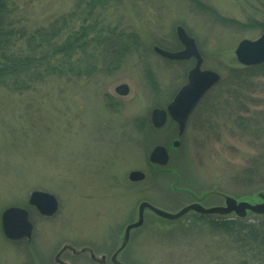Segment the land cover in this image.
Wrapping results in <instances>:
<instances>
[{"label":"rangeland","instance_id":"374dc122","mask_svg":"<svg viewBox=\"0 0 264 264\" xmlns=\"http://www.w3.org/2000/svg\"><path fill=\"white\" fill-rule=\"evenodd\" d=\"M6 1L9 20L25 30L61 17H66V26L77 28L91 17L103 27H116L127 46L119 59L108 56L115 68L109 73L48 78L17 91L0 86V214L9 206L24 207L34 226L30 241L7 240L0 227V264H53L63 244L89 247L107 258L126 224L136 219L142 200L170 212L191 202L223 205L225 195L260 201L264 76L247 79L248 100L239 99L243 105L227 80L231 70L242 66L234 54L238 42L264 31L250 22L264 20V0H107L92 9V0ZM178 25L195 39L201 68L217 72L220 80L201 101L175 148L174 122L168 119L154 129L149 117L152 109L164 108L172 99L194 64L193 59L167 60L153 50L181 49ZM121 83L128 86L126 95L114 91ZM140 118L151 127L144 128L146 133ZM155 144L168 147L166 166L148 161ZM131 170L143 171L144 179L130 181ZM33 190L55 196L58 208L52 216L39 215L29 206ZM250 215L261 216L245 217ZM144 216L142 227L132 231L118 255L121 264H231L237 257L235 243L213 233L205 218L220 215L190 211L165 220L146 211ZM60 259L92 264L88 256L75 257L69 251Z\"/></svg>","mask_w":264,"mask_h":264},{"label":"trees","instance_id":"16d2710c","mask_svg":"<svg viewBox=\"0 0 264 264\" xmlns=\"http://www.w3.org/2000/svg\"><path fill=\"white\" fill-rule=\"evenodd\" d=\"M106 2L107 0H92L89 7L94 8V4L102 7ZM10 13L7 1L0 0V86L6 90L25 89L29 84L41 83L48 78L69 79L74 75L88 77L96 70L99 73H109L115 68L114 60L111 62L108 56L116 54V57L119 55L116 59H119L125 54L126 36L117 31L116 27H103L101 22L100 24L91 17L83 19V22L81 20L77 28L73 24L71 27L66 26V17H61L47 26L28 31L13 25L14 22L8 18ZM73 16L74 13L72 18ZM250 22L264 30V20L251 19ZM67 27L66 34L64 31ZM98 62H102L99 68ZM104 63L107 65L104 66ZM116 63L119 62L116 60ZM254 76H264V62L236 67L229 72L227 82L231 94L241 105L243 102L239 99L248 97L245 87L250 81L247 79ZM142 119H139L140 129H150V126H144L147 124ZM146 132L144 129L143 133ZM250 216L205 217L209 219L213 233L226 235L227 241L235 243L233 249L237 257L231 264H264V215ZM249 219L252 221L247 222Z\"/></svg>","mask_w":264,"mask_h":264},{"label":"water","instance_id":"95a60500","mask_svg":"<svg viewBox=\"0 0 264 264\" xmlns=\"http://www.w3.org/2000/svg\"><path fill=\"white\" fill-rule=\"evenodd\" d=\"M175 33L178 42L182 46L181 49L170 51L155 46L153 50L159 54V56L168 60L193 58L194 64L187 72L186 82L179 87L166 107L164 109H152L150 121L153 127L160 128L165 124L169 117L177 124V136H181L192 109L200 98L218 83L220 75L211 69L201 68L203 60L202 55L197 48L194 38L189 36L181 25L176 27ZM234 54L237 61L243 65H254L264 62V32L254 40L245 38L241 39L234 50ZM114 91L118 95H126L128 93V86L124 83L118 84L114 88ZM178 145L179 141L177 139L174 140L172 146L177 147ZM148 160L154 165H167L169 160L167 148L161 144L153 146L148 153ZM144 177V172L140 170H131L128 173V179L130 181H141ZM257 195L260 198V201L255 203H250L244 200L237 201L232 196L225 195L223 205L205 207L199 202H191L182 206L175 212L166 211L146 200H142L137 207L136 219L124 227L119 244L111 254V259L114 264H121L118 260V255L128 245L131 232L142 226L146 211L165 220L178 219L190 211L199 214H217L222 216L233 214L238 218H243L248 213L264 215V192H259ZM28 203L35 207L41 215L45 216L54 214L58 207L55 196L49 192L41 190H33L28 197ZM0 226L3 235L9 240H18L24 237L29 240L31 238L32 223L29 220L28 210L24 207L9 206L5 208L1 212ZM65 250H72V253L75 255L87 252L90 259L97 264H103L105 258L104 254L100 256L94 254L89 247H82L76 250L71 245L64 244L55 254L54 259L60 261V255ZM61 263L65 264L63 261H61Z\"/></svg>","mask_w":264,"mask_h":264},{"label":"flooded vegetation","instance_id":"af4514ba","mask_svg":"<svg viewBox=\"0 0 264 264\" xmlns=\"http://www.w3.org/2000/svg\"><path fill=\"white\" fill-rule=\"evenodd\" d=\"M209 92V91H208ZM208 92H206L201 98H200V100L196 103V105L194 106V108L192 109V111H191V113L189 114V116H188V119H187V123H188V121L191 119V117H193V115H194V113L196 112V110H197V108L199 107V105H200V103H201V101H203V98L207 95V93ZM196 115V114H195ZM149 119H150V117H149ZM176 125V124H175ZM176 136H177V132H176ZM34 211H36L35 209H34ZM37 212V211H36ZM39 214V213H38ZM30 220V219H29ZM32 223V222H31ZM33 223H32V231H31V236H32V232H33ZM31 240V238L29 239V241ZM62 247V246H61ZM82 248V247H81ZM115 250V249H114ZM114 250H113V252H114ZM65 251H69L73 256H80V255H82V256H87L88 255V253L87 252H84V253H80V254H77V255H75V254H73L72 253V250H65ZM64 251V252H65ZM112 252V253H113ZM111 253V254H112ZM111 254L106 258V255H105V258H104V260H103V264H114V262L112 261V259H111ZM102 255V254H101ZM53 261H52V263L53 264H63V263H61V261H63L65 264H70L71 262H69V261H67V260H55L54 258L52 259ZM88 260H89V262L90 263H92V264H97L95 261H93V260H91L89 257H88ZM119 260V259H118ZM37 264H41V263H39V261H37Z\"/></svg>","mask_w":264,"mask_h":264}]
</instances>
